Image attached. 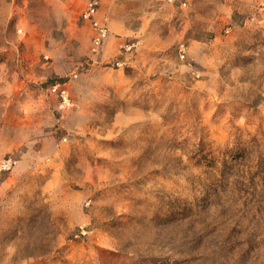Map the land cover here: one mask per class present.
<instances>
[{
	"label": "rangeland",
	"instance_id": "obj_1",
	"mask_svg": "<svg viewBox=\"0 0 264 264\" xmlns=\"http://www.w3.org/2000/svg\"><path fill=\"white\" fill-rule=\"evenodd\" d=\"M219 1L102 0L95 52L0 0V264H264V0Z\"/></svg>",
	"mask_w": 264,
	"mask_h": 264
},
{
	"label": "built area",
	"instance_id": "obj_2",
	"mask_svg": "<svg viewBox=\"0 0 264 264\" xmlns=\"http://www.w3.org/2000/svg\"><path fill=\"white\" fill-rule=\"evenodd\" d=\"M172 1V0H170ZM102 0H88L86 9L83 13V18L90 22L94 31H95V44H94V51L99 52L105 40L109 37V27L106 23L100 20L99 12L101 7ZM128 49H131L129 47ZM114 66L122 67V61H115ZM75 79L78 78L77 74L73 76ZM52 92L56 93L60 97V107L62 109H69L74 107V101L70 95L66 84L63 83H56L52 86ZM19 164V160L14 157H5L0 160V174L6 173L14 169Z\"/></svg>",
	"mask_w": 264,
	"mask_h": 264
},
{
	"label": "crops",
	"instance_id": "obj_3",
	"mask_svg": "<svg viewBox=\"0 0 264 264\" xmlns=\"http://www.w3.org/2000/svg\"><path fill=\"white\" fill-rule=\"evenodd\" d=\"M249 1L250 0H230V4L245 3V2H249ZM215 2H220V1L219 0H215ZM225 2H228V0H225Z\"/></svg>",
	"mask_w": 264,
	"mask_h": 264
},
{
	"label": "bare ground",
	"instance_id": "obj_4",
	"mask_svg": "<svg viewBox=\"0 0 264 264\" xmlns=\"http://www.w3.org/2000/svg\"><path fill=\"white\" fill-rule=\"evenodd\" d=\"M106 22V21H105Z\"/></svg>",
	"mask_w": 264,
	"mask_h": 264
}]
</instances>
